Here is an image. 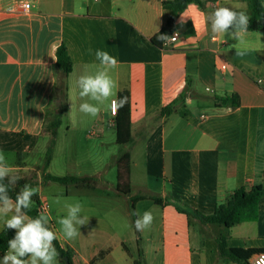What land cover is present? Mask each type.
<instances>
[{
	"label": "crops",
	"instance_id": "crops-1",
	"mask_svg": "<svg viewBox=\"0 0 264 264\" xmlns=\"http://www.w3.org/2000/svg\"><path fill=\"white\" fill-rule=\"evenodd\" d=\"M167 1L0 0V150L8 154L12 174L37 168L30 158L47 150L46 126L57 112L54 93L61 75L57 47L66 46L72 69L65 77L67 111L55 135L63 126L71 139L102 125L89 136L100 138L101 146L106 132L115 140L117 113L110 114V103L100 105L95 118L81 113L77 80L100 69L97 49L119 62L110 72L118 85L111 99L127 98L131 142L110 162L101 158L90 171L69 175L96 177L92 188L67 184L59 192L64 199L91 198L86 204L79 200L81 215L91 221V244L82 239L84 228L78 241L64 244L56 232L71 264H238L222 261L217 238L230 248L264 250V197L255 221L230 228L203 224L192 214H211L236 189L264 186V32L211 33L210 13L229 7L248 15L247 3L201 0L202 6L187 5L168 29L166 39L176 36L175 41L158 47L151 38L166 24ZM233 93L239 106H213L214 96ZM181 94L174 111L161 116V108ZM111 162L115 176L107 170ZM48 168L43 174H50ZM37 181L40 204L33 203L31 211L47 215L48 209L39 211L47 204L41 185L53 181ZM132 210L151 211V228L137 231ZM53 213L64 217L67 206Z\"/></svg>",
	"mask_w": 264,
	"mask_h": 264
},
{
	"label": "clouds",
	"instance_id": "clouds-1",
	"mask_svg": "<svg viewBox=\"0 0 264 264\" xmlns=\"http://www.w3.org/2000/svg\"><path fill=\"white\" fill-rule=\"evenodd\" d=\"M206 23L213 34L238 37L240 33L247 31L250 20L243 11L219 7L207 16ZM165 38L160 37L162 40ZM238 54L243 56L245 52ZM94 55L100 63V69L94 74H83L77 80L79 97L84 100L79 105V111L93 118L100 114V105L110 103L115 112L127 103L126 97L111 99L116 96L118 85L110 72L117 68L118 60L101 49H97ZM19 179L20 177L12 174L8 154L0 150V221H3L6 230H15V236L8 241V251L0 264H59V252L54 245L58 237L49 226V218L43 214L36 217L28 214L32 210L33 197L38 195L39 189L25 184L16 193L15 199L10 195ZM82 211L80 202L68 205L67 215L58 220L66 239H76L81 235L80 227L88 224L89 218L82 216ZM132 214L137 217L134 222L137 231L143 232L151 228L154 221L151 211H144L142 214L133 211Z\"/></svg>",
	"mask_w": 264,
	"mask_h": 264
},
{
	"label": "trees",
	"instance_id": "trees-1",
	"mask_svg": "<svg viewBox=\"0 0 264 264\" xmlns=\"http://www.w3.org/2000/svg\"><path fill=\"white\" fill-rule=\"evenodd\" d=\"M247 3L249 26L248 31H259L264 32V6L261 0H243ZM196 4L202 6L201 0H170L163 4L164 8L167 9L169 15L164 28L159 33L155 34L151 38V43L155 46L161 47L163 41L168 36V29L175 23L178 15L182 12L185 7L189 4ZM166 37L160 39V37ZM56 66L60 72V77L57 80V85L54 93V97L57 100V112L53 115V118L48 121L46 131L50 135L49 146L46 150V159L44 168H46L50 161V155L52 146L54 143V137L56 128L60 125V117L67 111L65 100H66V83L65 77L71 72L72 64L64 44H60L56 49ZM122 96V95H119ZM184 94H181L175 100L168 105L161 108L159 114L161 116L170 115L175 106L181 102ZM212 104L215 107H237L240 104V99L237 94L214 96L212 98ZM114 122L115 127V142L119 145H124L131 142L129 133V118H128V107L125 106L123 109L118 110ZM126 155L123 156L124 159ZM53 181L60 184H73L77 188H92L97 183V178L93 176L88 177H76V176H53L50 174H44V181ZM29 184L25 180L19 179L17 184L10 191V195L15 199L16 193L23 187V185ZM264 197V186L256 185L249 190L239 188L234 190L225 203L216 206L214 211L209 215H204L199 212H193L192 214L203 224H222L226 228H230L235 224L245 221H255L258 216V202ZM151 200L157 204L160 203L161 199L158 197H151ZM33 201L36 205L40 204V200L37 196L33 197ZM179 210V209H178ZM182 211V210H179ZM133 213V210H132ZM31 217L39 215L37 210L30 211L28 213ZM133 221L135 222L136 216L132 214ZM15 236V230L3 229L0 232V257L8 250V241ZM217 248L222 261H233L238 264H249L251 256L257 253H263V249H244V248H230L228 247L225 240L217 238ZM54 245L59 252V257L63 260L67 258V264L70 263V257L67 251L63 250L58 241H54ZM102 254V253H101ZM99 254V255H101ZM142 259L141 250L137 251V260Z\"/></svg>",
	"mask_w": 264,
	"mask_h": 264
},
{
	"label": "rangeland",
	"instance_id": "rangeland-1",
	"mask_svg": "<svg viewBox=\"0 0 264 264\" xmlns=\"http://www.w3.org/2000/svg\"><path fill=\"white\" fill-rule=\"evenodd\" d=\"M64 129L65 128L63 126L60 127L54 137V143L52 146L48 168L49 173L52 175L65 176L74 175L75 173H83V171H90L99 163V159L108 158L110 162V159H115L114 156L116 157L117 155L125 151V149L123 148L124 146L117 144L113 137H111V135H107V132L105 134V138L103 139L104 146H101L100 138L98 137L96 138L95 136H89V134L87 135V133L85 132L81 135L77 134L74 138L71 139V137L65 133ZM40 152L41 151H37L29 160L31 164H37V168H35L34 170L31 169L28 174H13L20 177V179L29 182V185L35 188H38L36 186L38 184L37 179L44 181L43 171L46 159V151L44 153ZM114 168V163H109L107 170L109 171L110 175L115 176ZM37 173H41L40 176ZM41 186V193L45 195L47 201L46 205H48V207H46L45 205V210L48 209L46 216L49 218V225L52 227V230L59 234L63 244L65 243L64 240L73 242L77 239L78 241V237L74 240H69L64 237L61 231V225L58 223V220L60 218H63V216L61 214L55 215L53 211L61 205L68 206L76 202H80V198H83L82 201L85 202L84 204L90 203L91 198L85 195L77 196L74 194H70L68 199L61 198L59 192L65 190L66 185L57 182H47L46 186L44 184ZM69 189L74 190L73 187H69ZM88 227H91V221H88L87 225L80 227L84 228L85 230L84 233H82L83 235L81 236L83 240L87 241V244H91L93 237L92 232ZM80 245L81 247H83L82 242H80ZM79 250L82 251L81 248Z\"/></svg>",
	"mask_w": 264,
	"mask_h": 264
},
{
	"label": "built area",
	"instance_id": "built-area-1",
	"mask_svg": "<svg viewBox=\"0 0 264 264\" xmlns=\"http://www.w3.org/2000/svg\"><path fill=\"white\" fill-rule=\"evenodd\" d=\"M24 9L27 10L31 7V3L30 1H26L23 5ZM176 39V36H171L169 39H165L162 43V46L163 45H166L168 42L170 41H175ZM116 112H113L112 109H111V106H110V114L112 116H115L116 115ZM102 125H97L95 126L94 128H92L89 132L90 135H95L96 132L98 131V128L101 129ZM45 210V205H41L40 208H39V211L42 212V211ZM249 264H264V252L263 253H257L255 255H253L250 259H249Z\"/></svg>",
	"mask_w": 264,
	"mask_h": 264
},
{
	"label": "water",
	"instance_id": "water-1",
	"mask_svg": "<svg viewBox=\"0 0 264 264\" xmlns=\"http://www.w3.org/2000/svg\"><path fill=\"white\" fill-rule=\"evenodd\" d=\"M63 261H64V262H67V258H66V257H64V258H63Z\"/></svg>",
	"mask_w": 264,
	"mask_h": 264
}]
</instances>
